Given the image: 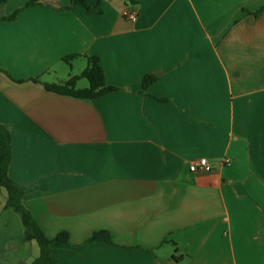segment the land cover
Segmentation results:
<instances>
[{
  "label": "crops",
  "instance_id": "1",
  "mask_svg": "<svg viewBox=\"0 0 264 264\" xmlns=\"http://www.w3.org/2000/svg\"><path fill=\"white\" fill-rule=\"evenodd\" d=\"M86 3L0 0L9 176L48 238L69 235L56 262L264 264V0ZM87 57L116 91L47 90ZM199 158L213 171L192 172Z\"/></svg>",
  "mask_w": 264,
  "mask_h": 264
},
{
  "label": "trees",
  "instance_id": "2",
  "mask_svg": "<svg viewBox=\"0 0 264 264\" xmlns=\"http://www.w3.org/2000/svg\"><path fill=\"white\" fill-rule=\"evenodd\" d=\"M76 4L82 5L89 11L92 10L86 3V0H76ZM77 57L79 56H71L64 61L70 64ZM87 59L88 67L81 75L72 77L65 84L47 85V90L84 100H95L116 91V88L106 85L105 74L100 59L98 57H87ZM82 79H86L89 86L85 89H78L77 83ZM34 81L38 82L39 79H35ZM155 81L154 77H147L143 81V86L146 88ZM12 158L10 132L5 126L0 125V196L6 200L5 209H11L19 214L25 229V241L35 242L40 247V257L33 264H58L52 255V247L60 245L68 246L70 237L67 233H61L54 239L48 238L39 228L31 213L25 209L22 203L24 193L9 176ZM108 239L109 235L101 232L95 234L90 242L108 241Z\"/></svg>",
  "mask_w": 264,
  "mask_h": 264
},
{
  "label": "rangeland",
  "instance_id": "3",
  "mask_svg": "<svg viewBox=\"0 0 264 264\" xmlns=\"http://www.w3.org/2000/svg\"><path fill=\"white\" fill-rule=\"evenodd\" d=\"M80 69L77 67L74 74L81 73ZM81 81L88 85L86 79ZM4 199L0 196V221L10 226L9 231L12 237L9 242L10 245L5 249L9 255L7 264H33L40 257V247L35 242L24 241L25 229L21 225L20 216L15 211L3 207Z\"/></svg>",
  "mask_w": 264,
  "mask_h": 264
},
{
  "label": "built area",
  "instance_id": "4",
  "mask_svg": "<svg viewBox=\"0 0 264 264\" xmlns=\"http://www.w3.org/2000/svg\"><path fill=\"white\" fill-rule=\"evenodd\" d=\"M124 16L131 21H136L137 19V14L133 12H126L124 13ZM226 162L227 164L229 163L228 160ZM190 169L192 172H196V173L199 172L209 173L213 171V167L211 166L207 158H199L192 160L190 162Z\"/></svg>",
  "mask_w": 264,
  "mask_h": 264
}]
</instances>
